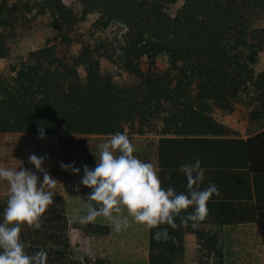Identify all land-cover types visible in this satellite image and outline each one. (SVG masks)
I'll return each mask as SVG.
<instances>
[{
  "label": "trees",
  "instance_id": "trees-1",
  "mask_svg": "<svg viewBox=\"0 0 264 264\" xmlns=\"http://www.w3.org/2000/svg\"><path fill=\"white\" fill-rule=\"evenodd\" d=\"M78 1L82 18L98 14L95 30L118 23V39L109 47L80 42L74 11L59 0H42L39 12H48L52 35L10 65L8 77H0V133H39L43 127L59 136L63 159L82 144L94 147L116 133L151 135L146 155L136 157L156 163L162 188L178 194L187 193L180 167L199 159L205 169L201 189L213 183L219 194L208 202L198 228L181 223L192 208L177 217L175 229L149 228L146 264H187L193 258L197 264H224V224L254 222L264 242V126L238 138L237 130L212 116L253 104L250 118L264 125V71L252 68L264 52V0H183L174 15L166 9L177 0ZM35 10L31 0H0V59L9 56L12 40L36 32ZM75 43L80 46L73 51ZM162 56L166 61L159 69ZM101 57L130 82H115L102 70ZM7 199L0 196V223ZM53 200L40 229L21 225L25 251L44 250L47 264H85L73 252L69 230L105 234L107 228L71 223L66 199ZM164 228L171 239H153ZM185 234L195 237L193 254L186 252Z\"/></svg>",
  "mask_w": 264,
  "mask_h": 264
},
{
  "label": "clouds",
  "instance_id": "clouds-1",
  "mask_svg": "<svg viewBox=\"0 0 264 264\" xmlns=\"http://www.w3.org/2000/svg\"><path fill=\"white\" fill-rule=\"evenodd\" d=\"M39 136L40 139L45 138L43 127L39 129ZM98 147L99 159L95 168L83 166L80 184L91 189V193L87 197V215L81 218V223H92L103 217L120 232L130 226V216L136 223L145 224L150 229L161 225L175 229L177 217L192 208L194 210L181 223L187 225L191 222L195 229L206 219L210 199L219 194L213 183L201 189L205 169L199 159L180 167L187 180V193L178 194L172 187L162 188L157 168L134 155L136 149L127 135H111ZM47 158L35 154L29 157V163L37 172L43 173L42 182L28 169L0 167V180L7 181L9 185L3 223H0V264H47L44 250L29 255L20 238L21 225L40 229L41 218L54 203L53 189L57 180L42 167ZM60 167L73 174L80 172L74 164L61 163ZM125 209L127 216L123 215ZM153 239L167 242L171 237L168 229L164 228L157 231Z\"/></svg>",
  "mask_w": 264,
  "mask_h": 264
},
{
  "label": "rangeland",
  "instance_id": "rangeland-1",
  "mask_svg": "<svg viewBox=\"0 0 264 264\" xmlns=\"http://www.w3.org/2000/svg\"><path fill=\"white\" fill-rule=\"evenodd\" d=\"M9 2L12 0H8ZM66 6L70 7L77 17L76 32L79 33L80 42L89 43L91 46H97L104 44L107 47L111 43L118 39L119 34L122 32V27L116 23H110L108 26L101 30H95L92 26L93 22L97 18L96 12H90L82 18V8L78 0H59ZM35 3L37 10L33 13L37 19L38 26L35 33L24 35L18 39H14L10 42L11 51L7 58L0 59V77H8L10 75V65L16 63L22 55L27 52L43 47L47 37L52 35L47 27L48 12H39L40 4L42 0H31ZM183 0H177L175 3L167 6V12L170 15H174L177 9L182 4ZM80 46V43H75L73 51H76ZM102 50V49H100ZM166 59L162 56L157 61V67L159 69L164 68ZM100 66L102 70L111 74L114 81L118 84H125L130 82V77L117 65L111 63L106 57L99 58ZM143 67H146L147 57L142 58ZM255 73L264 71V52L259 53L257 62L252 65ZM83 74L82 68L79 69ZM248 99V97H246ZM254 105L250 104L247 107H243L239 112L226 113L215 111L212 116L238 131L239 135H249L258 132L263 128L262 121L252 120L250 118V109ZM130 141L135 147L134 155H146V145L150 141V137L144 136L129 137ZM99 145L92 147L90 144H82L73 150V158L94 160L99 158ZM92 147V148H91ZM256 228H249V226H240L237 228L231 227L229 229V236L223 239L220 247L223 251L224 264H264V242L259 238ZM73 245V252L76 257L85 264H97L100 258H103L104 264H146L144 254L137 253L131 254L125 252L123 249L121 252L116 253H99L86 252L84 247H81V241L70 238ZM187 264H197L193 259L189 260Z\"/></svg>",
  "mask_w": 264,
  "mask_h": 264
},
{
  "label": "crops",
  "instance_id": "crops-1",
  "mask_svg": "<svg viewBox=\"0 0 264 264\" xmlns=\"http://www.w3.org/2000/svg\"><path fill=\"white\" fill-rule=\"evenodd\" d=\"M129 137V136H128ZM145 137H152L147 135ZM248 135H239L238 138H246ZM59 136L57 134L45 133V138L40 139L39 133H0V167H7L18 170L20 167L28 169L39 177L42 182L43 173L37 172L35 166L29 163V157L32 154L38 157L47 156L42 165L49 175L57 180L55 189H53L54 196H62L66 199L67 215L71 223H80L81 218L87 215L88 201L87 197L91 193V189L80 184L83 177V166L87 165L94 169L96 160L75 159L72 156L68 159H63L59 149ZM74 164L80 169L79 174H73L71 171L63 170L60 165ZM152 163L160 173L158 165ZM77 189H79L77 191ZM9 185L7 181L0 180V196L8 195ZM94 203V202H93ZM95 206V204H94ZM123 215L127 216L126 209ZM129 227L117 232L114 226L105 218L98 217L94 225H102L107 228L105 234H86L78 229L71 228L69 230V237L74 240L81 241V247H84L86 252L93 253H116L125 252L131 254L148 252V231L149 228L145 224L136 223L132 217L128 216ZM240 226H249V228H256L254 222H245L239 224H224L221 226L223 230V239L229 236L228 230L231 227L237 228ZM217 226L213 224H204V229H214ZM258 234V233H257ZM259 236V235H258ZM260 238V237H259ZM185 248L186 252L191 254L197 251V244L195 237L191 234H185Z\"/></svg>",
  "mask_w": 264,
  "mask_h": 264
}]
</instances>
